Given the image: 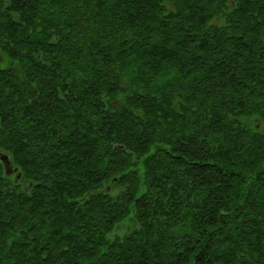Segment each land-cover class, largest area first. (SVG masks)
<instances>
[{
	"label": "trees",
	"instance_id": "obj_1",
	"mask_svg": "<svg viewBox=\"0 0 264 264\" xmlns=\"http://www.w3.org/2000/svg\"><path fill=\"white\" fill-rule=\"evenodd\" d=\"M0 150V264H264V0H0Z\"/></svg>",
	"mask_w": 264,
	"mask_h": 264
},
{
	"label": "rangeland",
	"instance_id": "obj_2",
	"mask_svg": "<svg viewBox=\"0 0 264 264\" xmlns=\"http://www.w3.org/2000/svg\"><path fill=\"white\" fill-rule=\"evenodd\" d=\"M11 177L14 178V176H11ZM131 218H132V212H130V214L125 218V220L123 222H121V224H120V227H122L121 230H119V231L116 230L115 233H117L119 236H122L127 231L132 229V220H131Z\"/></svg>",
	"mask_w": 264,
	"mask_h": 264
},
{
	"label": "water",
	"instance_id": "obj_3",
	"mask_svg": "<svg viewBox=\"0 0 264 264\" xmlns=\"http://www.w3.org/2000/svg\"><path fill=\"white\" fill-rule=\"evenodd\" d=\"M1 160L4 164V169L7 174H11L17 171L16 168L11 167V162L9 161L8 157L6 155H1ZM16 178H19V174L17 175Z\"/></svg>",
	"mask_w": 264,
	"mask_h": 264
},
{
	"label": "flooded vegetation",
	"instance_id": "obj_4",
	"mask_svg": "<svg viewBox=\"0 0 264 264\" xmlns=\"http://www.w3.org/2000/svg\"><path fill=\"white\" fill-rule=\"evenodd\" d=\"M1 155H6V156L8 157V159H9V161H10V158H9L8 154H6L4 151H1V150H0V168H1L2 172H3L6 176H9V177H11V176H16V177H17V175H18V174L16 175L17 171L14 172V173H11V174H7V173H6V171H5V169H4V164H3L2 160H1ZM10 162H11V161H10ZM11 167L14 168V167L12 166V164H11ZM1 170H0V171H1Z\"/></svg>",
	"mask_w": 264,
	"mask_h": 264
}]
</instances>
